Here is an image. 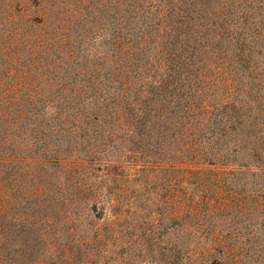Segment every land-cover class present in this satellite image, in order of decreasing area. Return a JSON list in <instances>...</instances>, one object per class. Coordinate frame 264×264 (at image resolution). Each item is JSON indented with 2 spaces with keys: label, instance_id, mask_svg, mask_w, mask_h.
I'll return each mask as SVG.
<instances>
[{
  "label": "rangeland",
  "instance_id": "374dc122",
  "mask_svg": "<svg viewBox=\"0 0 264 264\" xmlns=\"http://www.w3.org/2000/svg\"><path fill=\"white\" fill-rule=\"evenodd\" d=\"M127 1L0 0V264H264V214L251 197L258 189H249L255 180L232 189L237 179L222 172L234 166L203 165L193 169L205 173L176 186L183 174L173 171V156L185 146L168 123L139 136L95 127L91 142L68 152L65 142L58 155L14 154L24 129L13 121V83L42 79L40 93L66 95L65 70L83 55L69 43L78 36L91 41L87 65L101 62L98 50L122 69ZM194 7L205 25L200 97L219 107L223 124L240 107L259 114L264 132V0ZM105 35L118 47L103 44ZM47 79L64 81L63 90Z\"/></svg>",
  "mask_w": 264,
  "mask_h": 264
},
{
  "label": "trees",
  "instance_id": "16d2710c",
  "mask_svg": "<svg viewBox=\"0 0 264 264\" xmlns=\"http://www.w3.org/2000/svg\"><path fill=\"white\" fill-rule=\"evenodd\" d=\"M195 3L196 0H128L125 33L119 37L124 45V64L119 71L117 63L107 61L98 50L93 58L101 62L87 65L91 41L76 37L69 43L74 46L78 42L77 49L83 55L77 53L71 62L75 66L65 70L64 75L71 78L66 95L60 90L58 95H43L38 91V86L43 85L42 79L13 83L14 93L10 98L17 107L13 121L24 129L17 135L20 141L14 145V154L58 155L65 149V142V152H68L72 147L78 148L77 144L87 145L83 140L95 127L102 131L112 125L127 127L139 132V136L144 129L168 123L176 130L173 136L183 139L185 146L173 156L174 164H178L173 166V171L183 174V178L176 180V186L189 185L184 179L188 175L206 172L193 167L234 166L222 174L237 179L236 188L233 185L232 189L240 186L244 189L248 184L244 180L248 177L255 180L249 189L258 190L251 197L255 210L261 209L264 214V182L258 180L264 177L261 116L243 112L240 107L228 113L229 123L223 124L217 112L219 107L208 109L200 97L203 71L196 63L202 53L200 47L204 45L197 44L205 25L200 21L201 12L194 7ZM119 39L105 35L103 44L118 47ZM80 57L83 62L78 60ZM46 82L63 90L62 80L47 79ZM70 139H73L72 145ZM186 147L188 152L183 164L177 154H184ZM215 156L222 159L217 160Z\"/></svg>",
  "mask_w": 264,
  "mask_h": 264
}]
</instances>
